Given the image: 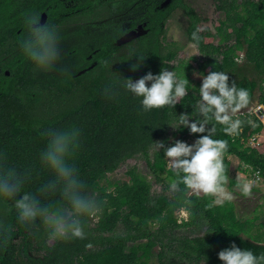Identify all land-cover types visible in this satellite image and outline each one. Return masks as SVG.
<instances>
[{
	"label": "trees",
	"instance_id": "16d2710c",
	"mask_svg": "<svg viewBox=\"0 0 264 264\" xmlns=\"http://www.w3.org/2000/svg\"><path fill=\"white\" fill-rule=\"evenodd\" d=\"M34 1H39L40 11L49 13L51 26L60 21L62 0ZM185 1L172 0L167 8L150 9L143 19L146 26L125 46L118 45L115 36L88 37L83 31H71V38L81 37L84 42H72L65 55L59 53L55 65L45 69L16 49L23 19L11 17L0 0V57L6 59L0 71V169L30 172L25 191L53 208L66 206L59 193L39 191L54 178L39 155L49 130L77 127L79 147L72 163L87 192L102 204L99 214L84 219L83 239L49 240L42 221L24 225L17 219L14 203L0 199V235L7 236L6 243L0 240V264H143L155 248H159V264H223L218 253L233 242L242 249L264 251V233L255 232L256 219L239 218L230 200L217 204L212 194L190 195L183 184L171 196L166 191L154 194L152 183L137 166L128 167L124 182L108 180L129 161L142 159L157 183L170 182L176 179L175 172L163 149H154L155 141L170 146L177 136L181 140L203 135L167 124L175 113L193 111L201 85L192 80L191 62L178 58L180 48L164 43L167 20L176 8H183L189 20L188 41L202 56L198 71L227 72L230 83L235 80L251 93L250 104L237 114L245 121L238 134H226L216 125L214 138L227 141L224 162L229 186L238 184L229 175L231 156L239 159L240 170L264 181V151L249 145L254 135H264V124L253 112L240 114L255 101L264 106V0H216V10L224 19L216 21L214 34L200 28L201 20ZM197 28L201 30L198 44L191 37ZM215 38L218 44L213 43ZM164 67L189 79V94L175 109L145 112L140 98L124 89V78L136 80L149 71L158 74ZM181 212L187 213L186 219L179 217ZM182 230L195 235H180Z\"/></svg>",
	"mask_w": 264,
	"mask_h": 264
},
{
	"label": "clouds",
	"instance_id": "9594fccd",
	"mask_svg": "<svg viewBox=\"0 0 264 264\" xmlns=\"http://www.w3.org/2000/svg\"><path fill=\"white\" fill-rule=\"evenodd\" d=\"M40 21L39 14L25 18L27 35L20 45L37 67L47 69L53 67L59 58L58 36L54 26L41 24ZM200 31L197 28L191 34L193 42L197 44L201 39ZM138 66L133 65V68ZM193 75L202 77L198 88L199 99L192 106L195 115L193 111L179 115L175 113L167 124L176 130L186 128L190 134L203 135L197 136L191 144L180 139L170 146L164 141H155L154 149L159 152L163 149L164 157L175 172L176 179L168 185L170 191H181L180 184H183V190L188 194H212L216 197L214 202L219 204L231 199L232 193L226 188L224 153L227 141L214 138L216 125H221L226 134H238L245 121L237 114L250 104L251 93L248 88L238 86L235 80L230 83L229 75L224 71H211L206 75L194 71ZM191 86L188 78L178 77L174 70L166 67L158 74L149 71L136 80L124 78L123 83L124 89L140 98L139 103L145 112L165 107L175 109L177 103L188 96ZM246 112H253L262 119L264 108L260 107L259 112L249 109L240 114ZM247 123L253 124V121L248 120ZM45 135L47 142L39 160L43 167L53 173L54 178L42 185L39 191L43 194L59 193L66 206L53 208L33 192L25 191L24 185L30 172L22 174L11 167L0 169V199L7 198L14 203L17 219L24 225L32 226L37 220L42 221L48 229L49 240L83 239L86 235L84 219L99 214L102 204L87 192L84 181L72 163L79 147L80 129H53ZM242 191L249 193L248 183L243 184ZM241 236L245 237L243 234ZM0 240L6 243L7 236L0 235ZM218 257L223 264H264V251L242 249L235 242L219 251Z\"/></svg>",
	"mask_w": 264,
	"mask_h": 264
},
{
	"label": "rangeland",
	"instance_id": "374dc122",
	"mask_svg": "<svg viewBox=\"0 0 264 264\" xmlns=\"http://www.w3.org/2000/svg\"><path fill=\"white\" fill-rule=\"evenodd\" d=\"M159 3V0H157ZM156 0H136L137 5H140L144 8H142V11L135 12L131 9V7L124 9L123 11L119 12L118 15H110V14H104L101 15V18L93 20V24H89L87 28V22H86V29H87V35L90 37L91 35H110L118 37L121 43L126 41L127 36L125 35V38H123L122 33L123 29L126 28L127 30L130 27V24L133 20H138L142 18L145 15L146 11V4L145 3H155ZM241 1V0H238ZM186 3L188 6L198 15L199 19L201 20L200 28L202 30L209 29L213 34L216 33L215 31V23L217 20L224 19V15L221 12H218L216 10V0H186ZM157 4V3H155ZM189 25L188 17L183 9L176 10L173 15L170 17L168 22L165 25V44H176L177 47L180 48V53L178 58L180 60L189 61L191 62V66L193 69L191 70V77L194 82V84L202 83V77L193 75L194 71H198V63L197 61L201 58V54L199 52V49L196 45L190 43L187 38V28ZM70 27H74V25H70ZM71 31H76L73 29H69ZM70 33H60V36L62 38V41L58 42V48L60 55L64 56L66 51L70 48V46L73 44L72 42L81 41V37H75V39L71 38ZM84 42V39L81 41V43ZM214 44L219 43V38H215L213 40ZM120 45V44H119ZM123 45V44H121ZM67 46V48H66ZM125 46V45H123ZM65 47V48H64ZM195 58V60L193 59ZM1 69V68H0ZM44 73H54L53 70H44L41 69ZM1 71V70H0ZM259 95V92L256 93V96ZM263 107V105H259L257 101L252 103V106L249 108L250 110H254V112H259V108ZM263 124L264 121L261 119ZM260 141L261 145L258 147L260 151H264V135H260ZM176 140L179 139V136L175 138ZM196 137L192 135L184 136L181 140H184L188 143H193ZM250 145V144H249ZM228 160L230 161V178L237 181L238 184H235L233 186H229V182L226 183V188L229 192L232 193L230 200L234 204L235 212L239 218L243 219H253L256 229L255 232L264 233V181L262 178L257 179V177L250 173V171L243 172L239 170L240 161L236 157H229ZM129 166H137L140 174L143 177H146L153 185V193L154 194H160L164 193L166 191V194L168 196L172 195V191L169 190V182L166 181L165 184L157 183L156 180L151 176V173L145 163L142 159H133L128 162L127 165L121 167L118 171L110 174L108 176V180L110 182H124L127 180L126 172ZM248 183L250 186V191L248 194L243 193L242 187L243 184ZM104 185L107 186V183H104ZM167 188V190H165ZM204 194V193H200ZM216 199V197H215ZM225 201V200H224ZM179 217L182 219L187 218L186 212H181L179 214ZM97 220H94V223ZM123 228L122 226L119 227V232H122ZM180 235H192L189 230H182L180 231ZM146 242V241H141ZM158 253L159 248H155L152 253V257L143 264H159L158 259ZM145 262L146 260H142ZM184 264V263H183Z\"/></svg>",
	"mask_w": 264,
	"mask_h": 264
},
{
	"label": "flooded vegetation",
	"instance_id": "af4514ba",
	"mask_svg": "<svg viewBox=\"0 0 264 264\" xmlns=\"http://www.w3.org/2000/svg\"><path fill=\"white\" fill-rule=\"evenodd\" d=\"M38 2L39 1L34 0H1V3L4 4L5 9L11 10V17L17 16L19 19H23L21 21L22 28L18 30V33L22 34L21 38H19V42L27 35V27L24 23L27 16L32 14H39L41 16V24L48 23L49 25H51V17L49 13H47L46 11H40L39 5L37 4ZM90 2L92 3L90 4ZM171 2L172 0H159V3L158 1L155 2L157 4L145 3V15L152 8H167L171 4ZM129 7H131V9L135 12L142 11V8H144L140 5H137L136 0H62V5L60 6L61 10L58 13L59 18L61 19L60 21L55 22L52 26H54L56 31H58L57 34L70 33L69 29L76 30L74 32H87L86 22L88 28V25L93 24V20L101 18V15H118L119 12ZM178 9L183 8H176L171 13L170 17ZM145 15L138 20H133L128 30L126 28L123 29L122 36L123 38H125L126 35L127 39L123 43H121L120 40L117 39L118 45H125L133 41V38H135L138 32H140L147 24V22L143 20ZM134 24L136 25V27L132 28ZM70 25H74V27L71 28ZM15 47L17 50H23L20 44H15ZM5 61L6 59L1 56L0 70H2ZM5 73L8 76L10 75L9 71H5Z\"/></svg>",
	"mask_w": 264,
	"mask_h": 264
},
{
	"label": "built area",
	"instance_id": "2783aa9c",
	"mask_svg": "<svg viewBox=\"0 0 264 264\" xmlns=\"http://www.w3.org/2000/svg\"><path fill=\"white\" fill-rule=\"evenodd\" d=\"M260 138H261L260 135H254V136L250 139V145H251L252 147H255V148L258 149V147L261 145ZM169 168L172 169L171 166H170V164H169ZM257 174H258V173H257ZM255 176H256V175H255ZM256 177H257V179H260V178H261V177L258 176V175H257Z\"/></svg>",
	"mask_w": 264,
	"mask_h": 264
},
{
	"label": "bare ground",
	"instance_id": "6f19581e",
	"mask_svg": "<svg viewBox=\"0 0 264 264\" xmlns=\"http://www.w3.org/2000/svg\"><path fill=\"white\" fill-rule=\"evenodd\" d=\"M262 119H263V121H264V115H263V118H262Z\"/></svg>",
	"mask_w": 264,
	"mask_h": 264
},
{
	"label": "crops",
	"instance_id": "0c3cea01",
	"mask_svg": "<svg viewBox=\"0 0 264 264\" xmlns=\"http://www.w3.org/2000/svg\"><path fill=\"white\" fill-rule=\"evenodd\" d=\"M240 170V169H239ZM242 171V170H241ZM244 172V171H243Z\"/></svg>",
	"mask_w": 264,
	"mask_h": 264
}]
</instances>
